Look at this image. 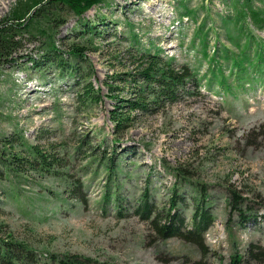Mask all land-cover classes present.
I'll return each mask as SVG.
<instances>
[{"label": "rangeland", "instance_id": "obj_1", "mask_svg": "<svg viewBox=\"0 0 264 264\" xmlns=\"http://www.w3.org/2000/svg\"><path fill=\"white\" fill-rule=\"evenodd\" d=\"M237 2L106 0L81 17L63 6L50 20L67 63L63 71L32 67L28 60L42 57L45 38L24 36L18 64L0 65L3 239L27 243L40 259L70 254L98 264H190L201 259L200 250L178 238L159 240L138 207L147 200L162 219L177 211L190 226L194 199L203 193L215 217L205 236L209 264H229L231 255L251 245L264 252V82L244 90L233 82L227 51L239 50L223 19L247 5ZM17 5L0 0V21ZM182 5L196 14H185ZM249 5L264 11V0ZM246 23V34L264 39V31ZM204 24L208 59L197 37ZM83 25L97 33L83 34ZM74 46L84 49L76 78L67 70ZM217 48L232 93L214 79L209 59ZM158 50L198 71L201 84H189L174 104L132 112L125 101L136 99L134 63ZM84 78L100 94L97 103L85 97ZM113 115L132 116V122L117 128ZM31 147L46 156L47 166ZM109 193L113 198L104 200Z\"/></svg>", "mask_w": 264, "mask_h": 264}, {"label": "trees", "instance_id": "obj_2", "mask_svg": "<svg viewBox=\"0 0 264 264\" xmlns=\"http://www.w3.org/2000/svg\"><path fill=\"white\" fill-rule=\"evenodd\" d=\"M106 0H18L17 7L12 11L8 18L0 21V65L5 63H17L15 58L21 48L24 36L28 34L35 38L40 36L45 38V42L40 49L42 57L30 58L28 62L34 68H41L42 64H48L52 67L63 71L66 69V62L62 58L61 51L56 46V28L50 21L55 15L53 11H59L65 6L78 17H81L90 10L94 5L101 4ZM236 5L238 4V0ZM247 5L237 9V15L233 19L224 18L225 29L228 32V39L231 45L239 50V54H232L227 60L233 62L236 69V76H233L236 88L244 90L246 85L251 83L264 82V39L246 34L245 29H248L246 19H249L254 27L259 31H264V11L254 9L251 0H246ZM187 15H195L194 10L188 9L182 5ZM210 11V10H209ZM58 13V12H57ZM44 21L45 29H40V23ZM205 24L199 30L197 37L201 38V46L205 59L209 58L208 33L203 32ZM35 28L39 30L34 31ZM83 34L89 37L97 33L96 27L83 25ZM34 31L35 35L32 33ZM232 31L237 32V36L232 35ZM244 38V40L242 39ZM37 39V38H35ZM254 47L255 52L251 51ZM84 49L79 46H74L71 49V55L74 57V63L68 68L70 75H79V63L77 59L84 58ZM39 53V52H38ZM161 50L158 53L144 52L137 57L134 63L137 70L136 76L140 79H133L135 100L125 101L129 103V108L132 112L138 110H149L151 105L163 106V104H174L178 101L179 96L187 94L188 85H200V77L198 71L187 64L181 65L176 63L175 59H166L161 56ZM221 50L217 48L214 55L209 59L214 65L212 70L214 79L218 85L225 88L230 93L233 92V84L226 78L225 73L220 68L219 58ZM218 70V74H216ZM231 75L234 71L230 72ZM85 82V97L89 98L92 103H97L100 100V94L95 93L94 86L88 82L87 78L82 79L81 83ZM142 85H141V84ZM209 88H214L212 81L208 83ZM112 90V87H109ZM132 116L116 117L113 115L112 120L117 128L130 126ZM35 147H31L30 151L34 158H38L42 164L46 165L45 158L42 154L36 155ZM20 160V158H16ZM13 166V163L7 168ZM47 166V165H46ZM16 173H20L19 170ZM194 199V210L191 218V225H186L176 211L174 214L169 213L165 219H162L157 213L152 212L147 200L141 201V206L138 211L142 213V218L152 226V230L157 234L159 240L166 241L171 238H178L184 242L195 245L201 252V259L192 261L190 264H209L207 262V248L205 246L206 233L213 227L215 217L212 212L210 199L206 194L200 193ZM236 196V195H235ZM113 198V194L109 193L104 197V200ZM236 204L238 201H234ZM2 205L0 197V208ZM231 207L234 206L230 202ZM6 225L0 220V264H98L91 258L81 257L77 255H60L50 254L44 259H40L38 252L31 248L27 243L15 241L11 239H3ZM9 236V235H8ZM12 238V235L9 236ZM264 262V252L254 251L253 246H249L244 254L234 253L230 257L229 264H261Z\"/></svg>", "mask_w": 264, "mask_h": 264}]
</instances>
